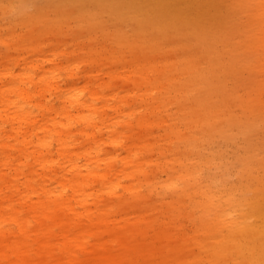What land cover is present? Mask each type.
<instances>
[{
  "label": "bare ground",
  "instance_id": "obj_1",
  "mask_svg": "<svg viewBox=\"0 0 264 264\" xmlns=\"http://www.w3.org/2000/svg\"><path fill=\"white\" fill-rule=\"evenodd\" d=\"M38 1L57 10L84 8L82 18L90 23H127L145 41H130L131 31L117 30L118 45L108 53V47L77 40L90 39L93 27L76 32L78 38L64 33L70 44L57 30L46 37L43 29L36 37H14L11 29L0 35V264H179L181 250L156 252L145 242L144 225L153 226L145 195L152 167L167 171L164 185L176 197L171 222L185 208H199L191 240L214 264H246L243 256L264 264V169L259 176L256 166L264 162L248 148L225 160L214 147L232 138V129L248 145L250 127L264 126V83L245 82L246 99L239 88L215 82L227 72L225 61L202 53V66L187 51H210V39L235 31L189 27L191 21L158 0ZM259 3L264 17V0ZM184 33L195 44L188 46L178 35ZM157 39H178L175 57L151 56L161 51ZM224 48L234 74L242 65L235 55L240 47L225 42ZM183 52L186 60L177 58ZM155 127L163 128L161 136ZM161 141L175 149L158 151ZM126 234L142 239L124 243ZM187 258L191 262L192 255Z\"/></svg>",
  "mask_w": 264,
  "mask_h": 264
},
{
  "label": "rangeland",
  "instance_id": "obj_2",
  "mask_svg": "<svg viewBox=\"0 0 264 264\" xmlns=\"http://www.w3.org/2000/svg\"><path fill=\"white\" fill-rule=\"evenodd\" d=\"M260 1L261 0H158V3L166 8L172 7V11H174L173 13L180 15L187 22L191 21L188 25L189 27H194L195 25L198 27L203 24L202 26L208 27L209 29L211 27L210 30H229L227 33L235 31L232 33L231 37L229 36V38H226L225 35H219L217 39H210L208 41V45L212 46L210 51L201 52L197 47L188 48L189 50L187 51L191 53V56L189 55L190 59L195 58V62H198L196 58L202 60L200 62V64L202 63V66L206 65L204 63L205 60L202 56V53L211 55L213 60L219 58L220 60L225 61L227 63L225 66V70L227 72L222 75L220 81L217 80L215 82L227 89L239 88L240 95L248 99L249 95L248 92L245 91L244 83H251L255 80H257L255 81L257 85L262 82L264 83V66L261 62V59L264 57V17L261 15L262 9L259 3ZM41 2L42 1L38 0H25L21 3L19 0H8L0 5V35H6L8 33L7 29H11L13 32L11 31L10 34H12L14 37H21L23 35H34L36 37V35L41 36L39 30L43 29L46 31V37L47 34H50V36L53 35V31L57 30L63 39L66 40V43L70 44L72 41H70V38L65 35L67 34L66 32L75 33L73 35H77L76 38H78V34L76 32L83 30H88V32H91L95 29V33L92 32V34H89L91 36L90 39L87 37H81L80 35V38L77 40H81L83 42L91 40L93 44H96V48L92 47V44H90L92 48L101 49V46L103 45V47L109 48H107V51L105 49V51L110 53L111 50L112 52L115 50L114 47L113 49L110 46L118 45L116 43L118 41L115 40V38L118 37L117 30H121L122 35L126 34L128 31H131L129 24H111L110 22L105 21L107 20L105 19L106 17L104 18V21L97 19L94 20L95 22H87V20L82 18V15L86 13L84 8L70 7L67 9V6H65L63 10H57L48 4L46 6L44 5L39 7V3ZM184 11L187 14H184ZM21 12H26V14H24L25 17L22 16ZM195 15H199L197 16V22L193 18ZM227 16L228 19L230 18V20H233V18L235 19V21L231 20L232 25L230 20L227 19L229 22L225 20ZM212 18H214L215 21H211ZM234 22H236V25ZM244 25H246L249 29H247L246 34L241 32V30H244ZM92 27L94 29H92ZM132 32L133 31L127 33L131 37V39H129L130 41H145V38L138 37L142 36V33ZM178 35H180L182 39L185 40L186 38L184 37L189 34L184 33ZM150 37L151 36L148 38ZM190 40L191 38L188 36L186 39V42L190 43L189 45L187 44L188 46H190L192 42L195 44L196 40ZM178 41V39H157L155 42L160 44L156 43L159 45L156 48L161 47V51H150V55L155 56V54H160L162 60L167 58L172 59L170 56H172L173 52L176 53L175 51L178 49L176 47V42ZM244 41H246L245 44H243ZM225 42H230L240 47L235 55L239 56L242 65L236 70L234 74H229V68L227 67L228 63H230L232 60V55L230 54L229 50H227V48H224ZM79 43H77L79 47H82L83 45L84 48H89V46L85 47L87 46L86 44L84 45L81 44V42ZM97 44L100 46L98 47ZM168 45L175 47L169 49L167 48ZM184 53L185 52L177 55V58L186 60L188 54ZM253 61L255 62V65ZM198 63H195V65L199 66ZM230 83L232 85H230ZM168 111L174 113L175 115L180 113L175 109H169ZM253 128L251 126V131L249 129L250 134H246V140L249 142L248 145H246L244 141V135L241 133L238 134L236 129H232L233 134L235 135L232 138H227L223 145L218 144L219 142L216 140L214 143L215 149L222 150L223 159L233 161L235 157L241 156L245 152L246 148H248L249 150L258 152L259 156L256 157L257 160L264 162V155H262V153L264 154V126L262 127L259 125L258 127ZM154 134L161 136L163 134V128L155 127ZM179 140L181 141V144L184 142L181 139ZM179 140L176 142V146L181 148ZM169 143V141H161V143L158 145V151H166L169 148L174 150L175 145L172 146L171 144L169 145ZM154 155L155 157H158L159 153L155 151ZM163 163H165V161H163ZM256 166L258 167L257 175L260 174L259 176H263L262 171L264 169V164L260 163ZM174 167L178 166L174 164ZM152 168L153 170H151V179H154V181L152 180V189L147 191L145 194L146 199L152 204L151 208L154 211V215L151 218V221L153 220V226L151 227L148 224L144 225L147 237L145 242L148 250L154 251L156 249V252H177L178 250H181L183 258L180 260L179 264H214L212 258H209L207 255H205V253L201 252L203 245H193V239L191 240V238H193L195 235L194 230L200 222V214L198 213L200 211L199 208H196L193 211L191 208H185L180 214L178 220L171 222L169 220L171 217L170 210L174 208V206L171 207V204H174L176 197L172 193V190L166 188L164 185L168 176L167 171H161L158 169L154 170L155 167ZM205 175H208L207 169ZM236 176L237 172L235 169H233L232 178L235 179ZM189 211H192V213L195 214V218H192L191 215L187 213ZM203 233L204 231L202 230L201 236L204 239ZM157 234H159V236L156 238L158 241L153 239ZM141 239V234H137L135 236L132 234H126V236L123 237V242L134 244V242H140ZM207 245L214 247L211 241H209ZM204 246L206 245L204 244ZM188 255H192L191 262H188ZM196 255L200 257V263ZM242 258L244 261H246V264L257 263L256 260L248 261L244 256ZM229 262L230 261L223 259H220L219 261L220 264H228Z\"/></svg>",
  "mask_w": 264,
  "mask_h": 264
}]
</instances>
